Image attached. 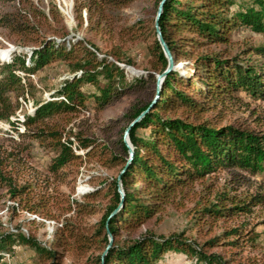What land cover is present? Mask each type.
I'll return each mask as SVG.
<instances>
[{
	"label": "rangeland",
	"instance_id": "1",
	"mask_svg": "<svg viewBox=\"0 0 264 264\" xmlns=\"http://www.w3.org/2000/svg\"><path fill=\"white\" fill-rule=\"evenodd\" d=\"M160 1L0 0V51H8L0 66L15 57L29 62L33 50L42 42L51 40L65 46L80 42L98 58L122 68L126 81L148 75L156 80L160 74L153 71L152 62L156 66L158 62L150 47L156 40L154 22ZM242 3L244 8L259 9L253 0ZM240 5L237 1L229 12L236 13ZM262 45L264 35L235 26L227 44L206 46L197 55L216 54L264 74V57L253 52ZM78 55L70 62H50L34 74L17 72L23 90L19 95H10L14 115L9 121H0V237L13 238L9 254H0V264H43L20 237L55 251L59 264H95L102 253L96 230L112 199L110 182L119 175V167L105 165H110L113 155L121 156L120 141L128 127L124 115L132 107L152 101L156 81H150L141 92L125 94L100 108L94 97L100 95L98 90L106 82L98 78L95 84L82 86L85 103L75 112L25 126L26 118L32 117L40 105L63 99L58 93L66 81L81 75L75 70L83 58L81 51ZM176 67L182 76L194 73L190 61L180 60ZM199 86L202 85L196 81ZM209 107L198 118L187 119L185 113L167 116L264 135V101L253 99L246 91L225 93ZM49 133L60 135L62 142L70 141L73 152L80 157L56 174L50 167L59 152ZM84 141L95 145L90 156L86 154L91 148H80ZM21 187H25L24 193L14 195L13 189ZM96 191H100L99 196L87 198ZM263 195L264 179L260 175L220 169L179 191L141 226L122 230L112 244L131 243L147 235L159 240L179 238L197 252L201 249L205 255L219 256L225 264H264V198L234 216L212 217L207 212L218 205H247ZM215 237L221 238L217 246L204 247ZM50 263L48 260L46 264ZM204 263L198 254L168 250L155 264Z\"/></svg>",
	"mask_w": 264,
	"mask_h": 264
},
{
	"label": "trees",
	"instance_id": "2",
	"mask_svg": "<svg viewBox=\"0 0 264 264\" xmlns=\"http://www.w3.org/2000/svg\"><path fill=\"white\" fill-rule=\"evenodd\" d=\"M237 1L241 3L240 8L232 14L229 8ZM253 1L259 9L244 8L242 2L245 0H165L158 21L162 37L173 55L174 63L180 60L190 61L194 66V73L182 76L177 68L173 69L163 80L155 101L156 87L151 102L136 105L124 115L129 125L154 101L152 108L128 134L134 154L120 176L124 191L123 204L109 218L120 203L116 178L110 182L112 199L96 230V236L101 239L102 253L108 244L107 230L115 241L122 230L131 231L141 226L159 213L179 191L204 180L212 172L235 169L254 176L260 175L264 179V135L231 126L219 127L207 121L195 123L167 116L185 113L187 119L191 116L198 118L210 110L209 106L213 102L220 101L225 93L234 91L244 90L253 99L264 101V74L216 54L197 55V51L206 46L227 44L229 34L235 26L249 28L256 34L264 35V0ZM150 50L158 62V66L152 62V69L161 74L168 62L157 40ZM80 51L83 58L77 62L75 70L81 71V75L66 81L58 93V97L63 99L40 105L32 117L26 118L25 126L41 123L48 117L75 112L78 106H84L85 103L82 86L87 83L95 84L98 78L106 82L98 90L100 95L94 97V102L100 108L118 101L125 94L141 92L150 81H156L153 75H148L128 82L122 68L106 58H98L80 42L65 46L49 40L33 50L29 62L15 57L10 63L0 66V121H9L14 115L15 108L10 95H19L23 90L22 79L17 72L34 74L50 62L76 60L79 57L74 55H78ZM253 52L264 57V45L254 48ZM117 59L120 60L118 57ZM196 81L202 86L196 87ZM49 134L56 140L59 152L50 167L56 174L66 164L80 157L73 152L70 141L62 142L60 135ZM80 148H91L87 156L95 152L92 141L82 142ZM120 149L121 156L113 155L108 161L110 165H105L108 168L119 167L118 174L129 159L128 149L122 140ZM24 191L25 187L13 189V194H23ZM99 194L100 191H96L87 195V198H96ZM263 198L264 195L256 197L255 201L252 200L247 205L233 203L229 207L213 206L207 212L212 217L234 216L238 212L248 211L249 206H255ZM220 239L215 237L207 241L204 247L217 246ZM19 240L34 249L43 264L48 260L51 261L50 264L60 263L55 251L40 247L25 237H20ZM12 242L13 238L10 236L0 237V254H9ZM168 250L188 255L198 254L199 260L204 261V264H225L219 256L205 255L201 249L197 252L190 245L179 241V238L159 240L148 235L131 243L119 245L114 242L103 258V264H155ZM101 254L96 257L95 264H102Z\"/></svg>",
	"mask_w": 264,
	"mask_h": 264
},
{
	"label": "water",
	"instance_id": "3",
	"mask_svg": "<svg viewBox=\"0 0 264 264\" xmlns=\"http://www.w3.org/2000/svg\"><path fill=\"white\" fill-rule=\"evenodd\" d=\"M164 2H165V0H161L159 5H158V9H157L156 17H155V22H154V29H155V34H156V40L158 41V43H159V45H160V47H161V49L163 51V54H164L165 58L167 59L168 65H167V68L165 69V71H163L160 75H158L156 77V83H155L156 96H155L154 101L158 97L162 82L165 79V77L167 76V74L169 72H171L173 69L177 68L176 64L174 63L173 55L171 54L168 46L166 45V43H165V41H164V39L162 37L159 25H158L159 18H160L161 14H162V9H163ZM154 101L152 102L150 107L147 110H145L144 112H142L134 121H132L128 125V127L125 129V131H124L123 142H124L125 146L128 149L129 159L127 160V164L125 165L124 169L120 172V174L118 175V177L116 179L117 191H118V194L120 195V203L117 206V208L111 213L109 218L112 217L113 215H115L118 212V210L121 208L122 204H123L124 191H123V188H122V185H121L120 176L126 170L127 165L130 162V160H131V158H132V156L134 154L133 147L129 143L128 134H129L131 128L134 127L135 124L138 123L145 116V114L148 112V110H150L152 108V105H153ZM109 218L107 220H109ZM107 236H108V245L106 246L104 252L101 255V263L102 264H103V258L107 254L108 250L111 248L112 241H113V237L108 232V230H107Z\"/></svg>",
	"mask_w": 264,
	"mask_h": 264
},
{
	"label": "bare ground",
	"instance_id": "4",
	"mask_svg": "<svg viewBox=\"0 0 264 264\" xmlns=\"http://www.w3.org/2000/svg\"><path fill=\"white\" fill-rule=\"evenodd\" d=\"M58 1L64 2L65 0H58ZM7 56H8V51H0V60H6Z\"/></svg>",
	"mask_w": 264,
	"mask_h": 264
}]
</instances>
